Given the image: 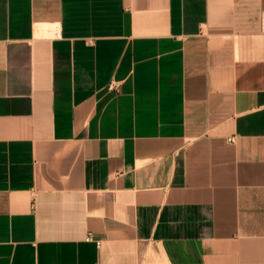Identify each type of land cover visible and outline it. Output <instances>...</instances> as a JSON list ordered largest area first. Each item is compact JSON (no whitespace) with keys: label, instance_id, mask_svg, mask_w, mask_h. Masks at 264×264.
<instances>
[{"label":"crops","instance_id":"crops-1","mask_svg":"<svg viewBox=\"0 0 264 264\" xmlns=\"http://www.w3.org/2000/svg\"><path fill=\"white\" fill-rule=\"evenodd\" d=\"M0 264H264V0H0Z\"/></svg>","mask_w":264,"mask_h":264},{"label":"built area","instance_id":"built-area-1","mask_svg":"<svg viewBox=\"0 0 264 264\" xmlns=\"http://www.w3.org/2000/svg\"><path fill=\"white\" fill-rule=\"evenodd\" d=\"M108 89L110 91H116L118 90V86L117 85H114V84H111L109 85ZM231 141L234 140V138H230ZM88 240H93V237L91 235L88 236ZM97 243L100 245L101 244V241H97Z\"/></svg>","mask_w":264,"mask_h":264}]
</instances>
